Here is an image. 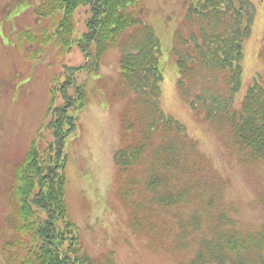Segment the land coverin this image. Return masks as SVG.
Masks as SVG:
<instances>
[{
  "label": "trees",
  "instance_id": "16d2710c",
  "mask_svg": "<svg viewBox=\"0 0 264 264\" xmlns=\"http://www.w3.org/2000/svg\"><path fill=\"white\" fill-rule=\"evenodd\" d=\"M142 5V0H43L36 7L56 26L54 39L62 48L74 42L75 10L88 7L87 29L80 35L87 60L68 67L70 76L60 88L64 102L50 106L52 142L41 153L32 140L13 167L4 264H114L112 252L90 257L84 250L68 213L61 170L63 134L75 124L79 98L76 86L74 96L66 93L74 86L72 74L96 68L109 48L119 49L122 93L132 94L122 112V144L114 152L116 195L132 231L177 264H264V221L254 227L235 218L238 209L226 198L224 177L185 126L161 108L160 39L143 21ZM254 14L252 0H192L184 18L194 28L187 35L176 30L172 47L179 95L223 133L226 148L242 164L264 160V81L255 80L239 105L235 102L243 41ZM50 93L53 104V88Z\"/></svg>",
  "mask_w": 264,
  "mask_h": 264
},
{
  "label": "rangeland",
  "instance_id": "374dc122",
  "mask_svg": "<svg viewBox=\"0 0 264 264\" xmlns=\"http://www.w3.org/2000/svg\"><path fill=\"white\" fill-rule=\"evenodd\" d=\"M41 1L0 0V264H4V242L10 234L6 219L12 210L8 196L13 167L23 160L32 140L36 139L41 153L52 142L50 106L64 102L60 88L70 76L68 67L87 60L80 35L87 29L88 7L75 10L74 42L62 48L54 39L56 26L36 13ZM142 1L143 21L160 39L162 110L185 126L210 166L224 177L226 198L238 209L235 218L242 225L258 226L264 221V160L240 163L226 148L223 133L193 112L178 93L174 33L181 29L187 35L194 28L184 18L192 0ZM252 2L255 14L243 41L242 84L236 105L249 85L264 81V0ZM119 56L118 48L107 49L96 68L75 71L74 86L66 90L74 96L76 86L79 93L75 124L62 139L68 213L90 257L112 252L114 264H177L164 251L147 248L145 238L130 228L127 211L116 195L114 152L122 144V112L132 97L122 93Z\"/></svg>",
  "mask_w": 264,
  "mask_h": 264
}]
</instances>
